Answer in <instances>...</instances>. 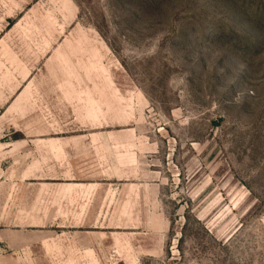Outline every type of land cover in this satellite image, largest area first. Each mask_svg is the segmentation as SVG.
<instances>
[{"label":"rangeland","instance_id":"rangeland-1","mask_svg":"<svg viewBox=\"0 0 264 264\" xmlns=\"http://www.w3.org/2000/svg\"><path fill=\"white\" fill-rule=\"evenodd\" d=\"M0 264H264V0H0Z\"/></svg>","mask_w":264,"mask_h":264}]
</instances>
